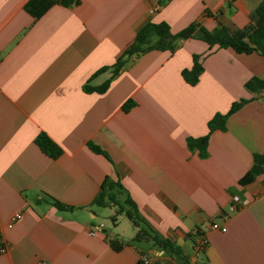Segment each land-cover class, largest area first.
<instances>
[{"label": "crops", "instance_id": "obj_1", "mask_svg": "<svg viewBox=\"0 0 264 264\" xmlns=\"http://www.w3.org/2000/svg\"><path fill=\"white\" fill-rule=\"evenodd\" d=\"M27 1L0 0V236L7 246L0 264H138L135 246L110 243L134 236L104 222L106 208L116 207L93 202L106 176L191 263L264 264V171L239 182L264 151V97L245 86L264 78L263 54L188 38L174 52L133 58L106 91L85 90L113 76L146 22L165 21L172 32L192 22L234 31L255 20L261 0H81L39 18L25 10ZM195 54L204 71L193 85L182 71ZM241 98L249 101L210 134L206 156L189 146ZM41 132L62 147L58 158L36 143ZM54 199L73 208L59 209ZM16 211L23 216L9 227ZM199 234L207 239L200 251ZM149 252L158 264H184Z\"/></svg>", "mask_w": 264, "mask_h": 264}, {"label": "trees", "instance_id": "obj_2", "mask_svg": "<svg viewBox=\"0 0 264 264\" xmlns=\"http://www.w3.org/2000/svg\"><path fill=\"white\" fill-rule=\"evenodd\" d=\"M168 1L169 0H160V4L164 5ZM80 2L81 0H28L24 7L33 17L39 18L55 4L72 6ZM254 18L255 20L246 28L234 31H231L223 24L215 30H209L199 22H192L178 32H172L170 25L165 21H148L138 29L134 41L125 48L116 62L112 65L113 76L99 86L86 84L85 90L98 92L106 91L110 85L111 79L133 58L153 49L170 50L171 52H174L181 45L182 41L188 38L203 40L207 42L210 47L218 45L219 47L232 48L238 53L257 51L264 55V0H261L255 8ZM193 59L194 63L192 68L184 69L182 74L187 82L194 85L199 82L204 67L199 60V55L195 54ZM106 68V66L102 67L96 73L101 72ZM245 86L254 94L253 97L261 95L264 97L263 77L254 75L246 81ZM248 101L249 99L247 98L235 100L232 102L227 112H217L208 121V133L200 137H190L188 139L189 146L192 149H198L201 156H206L210 134L216 129H225L229 116L240 109ZM132 105L133 100L130 99L124 104V109H128ZM35 141L39 147L52 158H58L63 153L62 147L46 132L39 133ZM89 146L94 151L105 153L99 146L92 142H89ZM263 171L264 151L254 154L253 165L239 179V182L241 184L251 183L258 175L263 173ZM116 187H121L119 182L113 181L109 176H106L101 184L99 193L93 200L94 203L101 206H115L116 209L112 215V220L116 221L118 216L123 214L131 220L135 228V234L130 239L122 241L119 239H111L110 243L113 248L119 250L123 245H133L141 254H148L150 256H153V254L149 252V249L157 248L163 250L164 253L170 255L172 258L182 261L184 264H196L190 262V259L183 253V249L176 245L174 241L157 233V231L140 214L136 204L129 197L121 198V196L118 195L117 191H115ZM53 203L59 209L73 208V206H68L57 199H54Z\"/></svg>", "mask_w": 264, "mask_h": 264}, {"label": "built area", "instance_id": "obj_3", "mask_svg": "<svg viewBox=\"0 0 264 264\" xmlns=\"http://www.w3.org/2000/svg\"><path fill=\"white\" fill-rule=\"evenodd\" d=\"M157 8H155V10H156ZM238 202V200H237V198H235L234 200H233V202H232V206L233 207H236V203ZM22 216H23V212H21V211H16L12 216H11V219H10V221H9V223H8V226L9 227H12L14 224H15V222L16 221H18L20 218H22ZM211 228L212 229H218V230H222V231H226V227L225 226H222V225H220V224H218L217 222H212L211 223ZM87 233H89V234H94V231L93 230H87L86 231ZM0 242L2 243V245H1V247H0V250L1 251H6V244L5 243H3V240H2V238H1V236H0ZM206 243H207V239H206V237H205V235H200L196 240H195V247L197 248V249H203L204 247H205V245H206ZM41 264H45L44 262L43 263H41ZM138 264H158L157 262H154V261H152V259H151V257H150V255H148V254H142L141 255V257H140V260H139V262H138Z\"/></svg>", "mask_w": 264, "mask_h": 264}, {"label": "rangeland", "instance_id": "obj_4", "mask_svg": "<svg viewBox=\"0 0 264 264\" xmlns=\"http://www.w3.org/2000/svg\"><path fill=\"white\" fill-rule=\"evenodd\" d=\"M111 207L106 208V217H104V222L110 225V227L114 228L116 227L118 231H121L122 233H125L127 236H133L134 235V226L131 222V220L126 217L125 215H119L118 219L116 221L112 220V215L114 214L113 211L110 210ZM190 250H193L192 245L190 244Z\"/></svg>", "mask_w": 264, "mask_h": 264}]
</instances>
